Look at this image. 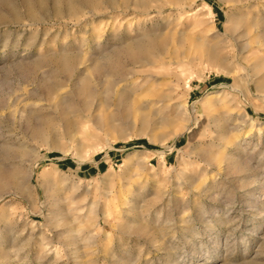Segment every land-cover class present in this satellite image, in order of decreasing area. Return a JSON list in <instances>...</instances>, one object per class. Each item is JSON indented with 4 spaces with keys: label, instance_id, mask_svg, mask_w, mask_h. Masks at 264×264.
<instances>
[{
    "label": "rangeland",
    "instance_id": "obj_1",
    "mask_svg": "<svg viewBox=\"0 0 264 264\" xmlns=\"http://www.w3.org/2000/svg\"><path fill=\"white\" fill-rule=\"evenodd\" d=\"M0 179V264H264V0H0Z\"/></svg>",
    "mask_w": 264,
    "mask_h": 264
},
{
    "label": "bare ground",
    "instance_id": "obj_2",
    "mask_svg": "<svg viewBox=\"0 0 264 264\" xmlns=\"http://www.w3.org/2000/svg\"><path fill=\"white\" fill-rule=\"evenodd\" d=\"M37 4V2H36ZM44 7V6H43ZM28 9V8H27ZM153 36V35H152ZM144 40V39H143ZM134 41V40H133ZM151 42V41H149ZM153 43V42H151ZM146 44V43H145ZM144 44V45H145ZM143 45V46H144ZM153 45V44H152ZM149 47L151 48L152 46L149 44ZM154 47V46H153ZM152 47V48H153ZM130 48V47H129ZM155 48V47H154ZM147 49V48H146ZM149 49V48H148ZM215 51V50H214ZM151 52V51H150ZM112 55V54H111ZM127 55V54H126ZM125 55V56H126ZM76 56V55H75ZM81 56V55H79ZM78 57V56H77ZM214 57V56H213ZM216 57V56H215ZM78 60L80 58H77ZM88 59V58H87ZM86 60V59H85ZM59 61V60H58ZM65 63H69V58H67L66 60H64ZM71 62V61H70ZM61 65V64H60ZM114 67V66H113ZM69 69V68H68ZM71 69V68H70ZM100 69L103 71V79H99V81H97V83H99L101 89L98 88V90H100V93H106L108 91H111L112 88L116 87L121 81H123V78L120 77V74L117 70V68H112L111 66H109L108 64L104 63L102 65H100ZM68 72V71H67ZM82 74V73H81ZM127 77V76H126ZM245 78V77H244ZM80 87L77 90V95H86L88 97L93 96L96 91H95V84H94V74L93 73H87V74H83L81 75L80 78ZM125 81V80H124ZM126 88H122L121 92H126ZM240 144V143H239ZM15 176V175H14ZM14 178V177H13ZM0 183L2 182V179H0ZM1 185L3 186L4 183ZM1 187V186H0ZM4 187V186H3Z\"/></svg>",
    "mask_w": 264,
    "mask_h": 264
}]
</instances>
